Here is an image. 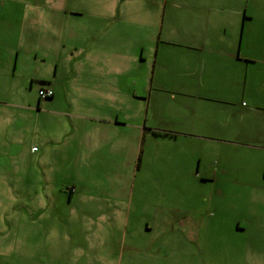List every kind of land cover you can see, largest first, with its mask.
Listing matches in <instances>:
<instances>
[{
    "label": "crops",
    "instance_id": "0c3cea01",
    "mask_svg": "<svg viewBox=\"0 0 264 264\" xmlns=\"http://www.w3.org/2000/svg\"><path fill=\"white\" fill-rule=\"evenodd\" d=\"M4 7L0 137L22 144L34 118L38 146L25 151L37 153L44 171L49 163L69 171V203H86L97 218L123 216L115 201L120 188L140 182L143 170L150 177L168 166L177 170L167 176L176 184L188 177L264 183V16L258 13L264 4L6 0ZM66 8L77 16L65 37L70 45L25 33L29 19L40 23L45 12ZM14 58V68L18 59L40 64L47 73L38 90L48 87L53 95L38 96L35 106L12 101L7 69ZM137 58L149 63L127 83V63ZM10 152L19 155L21 148ZM253 225L237 220L235 231H253ZM247 256L264 264V246Z\"/></svg>",
    "mask_w": 264,
    "mask_h": 264
},
{
    "label": "rangeland",
    "instance_id": "374dc122",
    "mask_svg": "<svg viewBox=\"0 0 264 264\" xmlns=\"http://www.w3.org/2000/svg\"><path fill=\"white\" fill-rule=\"evenodd\" d=\"M5 2L0 0V15ZM248 4L262 5L264 0H248ZM258 13L264 16V10ZM75 18L69 8L48 11L40 23L29 19L25 33L47 44L62 40L70 45L65 37ZM58 24L60 32L54 33ZM142 61L129 60L127 83L149 58L146 64ZM14 63L15 58L7 69L14 85L10 99L35 106L40 78L47 72L29 59H18L16 68ZM33 120L22 135V144L0 137V264H253L255 257L247 255L264 246V183L207 184L188 177L176 184L167 176L176 175L177 170L156 164L155 176L148 177L143 170L140 182L120 188L115 201L124 206L123 216L112 218L109 212L97 218L90 208L87 211L86 203H69L64 192L70 183L69 171L50 163L44 171L37 153L25 151L38 146ZM20 148L19 155L11 154ZM164 153L163 167L167 166ZM193 161L196 165L197 158ZM108 190L107 199L113 201L112 188ZM247 219L254 230L235 231L236 221L245 224Z\"/></svg>",
    "mask_w": 264,
    "mask_h": 264
},
{
    "label": "built area",
    "instance_id": "2783aa9c",
    "mask_svg": "<svg viewBox=\"0 0 264 264\" xmlns=\"http://www.w3.org/2000/svg\"><path fill=\"white\" fill-rule=\"evenodd\" d=\"M53 95V91L51 88H48V87H43V88H40L38 90V96L39 98L41 99H45V98H48V97H51ZM35 149V147L33 148ZM74 190V188H70V191L72 192Z\"/></svg>",
    "mask_w": 264,
    "mask_h": 264
},
{
    "label": "trees",
    "instance_id": "16d2710c",
    "mask_svg": "<svg viewBox=\"0 0 264 264\" xmlns=\"http://www.w3.org/2000/svg\"><path fill=\"white\" fill-rule=\"evenodd\" d=\"M69 191H70V188H69Z\"/></svg>",
    "mask_w": 264,
    "mask_h": 264
}]
</instances>
